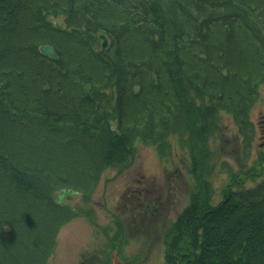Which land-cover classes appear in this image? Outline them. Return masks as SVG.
I'll use <instances>...</instances> for the list:
<instances>
[{"label":"trees","instance_id":"16d2710c","mask_svg":"<svg viewBox=\"0 0 264 264\" xmlns=\"http://www.w3.org/2000/svg\"><path fill=\"white\" fill-rule=\"evenodd\" d=\"M263 83L264 0H0V264H48L76 216L57 195L87 200L136 141L162 155L214 135L223 113L252 141ZM259 163L216 206L193 194L166 264H264Z\"/></svg>","mask_w":264,"mask_h":264},{"label":"rangeland","instance_id":"374dc122","mask_svg":"<svg viewBox=\"0 0 264 264\" xmlns=\"http://www.w3.org/2000/svg\"><path fill=\"white\" fill-rule=\"evenodd\" d=\"M259 120H264V83L249 114L252 141L226 113L214 135L199 143L171 138L162 155L136 141L132 160L107 169L87 200L80 194L63 199L76 216L60 228L48 264H110L115 254L125 264H166L167 236L193 194L201 189L216 206L238 179L247 187L260 180L245 178L262 168ZM110 125L115 129L116 120Z\"/></svg>","mask_w":264,"mask_h":264},{"label":"water","instance_id":"95a60500","mask_svg":"<svg viewBox=\"0 0 264 264\" xmlns=\"http://www.w3.org/2000/svg\"><path fill=\"white\" fill-rule=\"evenodd\" d=\"M53 25L56 27V22H53ZM98 41L100 44V47L102 50H106L108 48V42L107 39L103 35L98 36ZM39 54L49 60L55 61L57 59L54 49L51 46H42L39 48ZM90 87L86 86L84 87V95L88 101H91V97L89 94ZM76 193L70 192V191H63L58 197H57V203L59 205L64 204L63 199L65 197L69 196H75ZM112 264H123L117 257V254L114 255Z\"/></svg>","mask_w":264,"mask_h":264},{"label":"flooded vegetation","instance_id":"af4514ba","mask_svg":"<svg viewBox=\"0 0 264 264\" xmlns=\"http://www.w3.org/2000/svg\"><path fill=\"white\" fill-rule=\"evenodd\" d=\"M257 127H258V132H263V129H264V120H259L258 122H257ZM264 136H262V137H260V139L262 140V138H263ZM263 144H264V142H263ZM133 187V186H132ZM131 187V188H132ZM139 195H140V193H138V197H139ZM68 203H66V205H67ZM69 206V205H68ZM70 207V206H69Z\"/></svg>","mask_w":264,"mask_h":264}]
</instances>
